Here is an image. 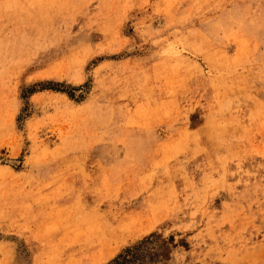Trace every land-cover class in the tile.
Returning a JSON list of instances; mask_svg holds the SVG:
<instances>
[{
	"label": "rangeland",
	"instance_id": "1",
	"mask_svg": "<svg viewBox=\"0 0 264 264\" xmlns=\"http://www.w3.org/2000/svg\"><path fill=\"white\" fill-rule=\"evenodd\" d=\"M264 264V0H0V264Z\"/></svg>",
	"mask_w": 264,
	"mask_h": 264
},
{
	"label": "trees",
	"instance_id": "2",
	"mask_svg": "<svg viewBox=\"0 0 264 264\" xmlns=\"http://www.w3.org/2000/svg\"><path fill=\"white\" fill-rule=\"evenodd\" d=\"M134 261H140V259L136 252L130 248L126 250V254H119L115 258L116 264H133Z\"/></svg>",
	"mask_w": 264,
	"mask_h": 264
}]
</instances>
